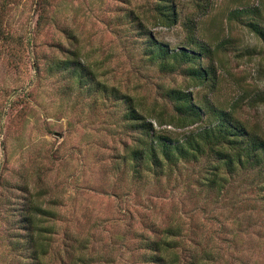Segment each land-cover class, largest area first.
Listing matches in <instances>:
<instances>
[{
	"label": "rangeland",
	"instance_id": "obj_1",
	"mask_svg": "<svg viewBox=\"0 0 264 264\" xmlns=\"http://www.w3.org/2000/svg\"><path fill=\"white\" fill-rule=\"evenodd\" d=\"M159 2L0 0V264H25L12 246L23 241L20 211L30 195L56 213L44 222L53 228L43 234L46 264H81L67 254L77 243L90 264H143L140 238L168 227L181 229L180 244L204 264H264V170H223L212 186L215 171L202 159L138 180L122 160L132 137L121 99L171 138L212 120L158 126L178 116L163 96L169 89L197 104L209 99L264 138V104L252 100L264 94V42L246 27L264 28V0H172L174 25L159 21ZM190 32L217 49L212 94L144 55L148 34L177 50ZM66 60L85 71L53 70Z\"/></svg>",
	"mask_w": 264,
	"mask_h": 264
},
{
	"label": "trees",
	"instance_id": "obj_2",
	"mask_svg": "<svg viewBox=\"0 0 264 264\" xmlns=\"http://www.w3.org/2000/svg\"><path fill=\"white\" fill-rule=\"evenodd\" d=\"M158 19L165 25H174L178 21V13L172 0H160L155 5ZM255 11V9H254ZM246 27L264 42V28L256 22L249 21ZM137 28L145 31L142 24ZM1 33V31H0ZM147 48L144 49L146 59L159 67L162 72H174L178 69L185 74H190L197 83H201L212 94L216 88L217 76L215 68V54L217 49L195 38L190 32L186 42L180 49L170 50L164 45L158 44L150 35H147ZM149 40V41H148ZM204 60L210 63L205 65ZM196 68L190 71L188 68ZM53 70L68 72L70 76L76 75L80 70L85 71L84 65L70 60L60 62L53 66ZM79 71V72H78ZM81 72V73H82ZM100 91H106L101 88ZM114 92L113 89L110 90ZM173 105L174 115L166 121H157L158 126L173 125L176 128L184 125H193L203 120L206 115L211 117V123L199 128L182 139L171 138L160 131H156L153 123L136 108L133 100L128 96L121 99L126 103L122 114L125 128L132 137L131 144L125 145L123 162L129 167L132 176L141 179L143 175H161L165 171L177 168L182 163L199 162L205 160L208 169L215 171L211 184L221 183V171L225 170L229 175L239 170H264V138L256 132L250 131L238 120L231 111L225 110L209 99L205 103L193 102L189 93L177 89H169L163 95ZM254 104H264V94L258 93L252 98ZM178 121L179 124H174ZM264 176V175H263ZM264 183V178L262 180ZM220 189L221 185L219 186ZM24 238L19 244H13L12 248L18 250L25 264H46L44 259L50 249V242L43 236L50 232L52 225H44L56 217V213L42 207L34 201L30 195L20 211ZM181 229L168 227L161 230H153L157 238L143 236L140 238L139 258L143 264H204L202 255L197 256L180 244ZM79 248L68 246L67 254L73 260L81 264H90L92 258L83 255L86 250L85 243H77ZM81 250L79 256H73L71 252ZM74 254V253H73Z\"/></svg>",
	"mask_w": 264,
	"mask_h": 264
}]
</instances>
